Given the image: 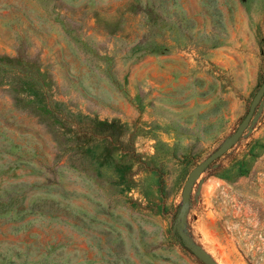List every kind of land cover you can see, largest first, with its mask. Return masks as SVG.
I'll use <instances>...</instances> for the list:
<instances>
[{
  "label": "rangeland",
  "instance_id": "374dc122",
  "mask_svg": "<svg viewBox=\"0 0 264 264\" xmlns=\"http://www.w3.org/2000/svg\"><path fill=\"white\" fill-rule=\"evenodd\" d=\"M264 0H0V264H264Z\"/></svg>",
  "mask_w": 264,
  "mask_h": 264
},
{
  "label": "water",
  "instance_id": "95a60500",
  "mask_svg": "<svg viewBox=\"0 0 264 264\" xmlns=\"http://www.w3.org/2000/svg\"><path fill=\"white\" fill-rule=\"evenodd\" d=\"M264 96V81L259 86L256 91L253 101L248 109V112L242 118L241 122L238 125L237 131L225 141L219 148H217L214 152H211L206 156L204 160L200 164H198L193 170H191L186 178L184 186L182 188V201L181 208L178 213L177 220L180 224H182L185 211L187 209V205L191 202L192 191L196 181L200 178L204 171L210 167L211 164H214L216 160L221 158L224 154H226L239 140L243 134L247 131V128L253 118L256 108L261 104ZM184 248L188 249L194 256H196L200 261L204 264H216L214 260L210 257V255L205 254L197 247L193 246L190 242H183Z\"/></svg>",
  "mask_w": 264,
  "mask_h": 264
}]
</instances>
